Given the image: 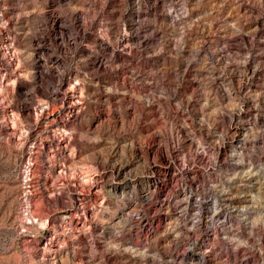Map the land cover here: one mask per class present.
<instances>
[{
	"label": "rangeland",
	"instance_id": "rangeland-1",
	"mask_svg": "<svg viewBox=\"0 0 264 264\" xmlns=\"http://www.w3.org/2000/svg\"><path fill=\"white\" fill-rule=\"evenodd\" d=\"M0 264H264V0H0Z\"/></svg>",
	"mask_w": 264,
	"mask_h": 264
}]
</instances>
